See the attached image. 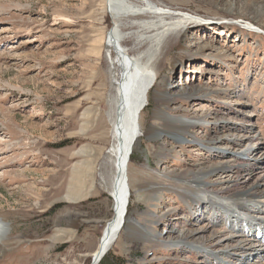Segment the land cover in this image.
<instances>
[{
    "label": "rangeland",
    "instance_id": "374dc122",
    "mask_svg": "<svg viewBox=\"0 0 264 264\" xmlns=\"http://www.w3.org/2000/svg\"><path fill=\"white\" fill-rule=\"evenodd\" d=\"M150 1L202 24L170 34L150 66L126 224L99 264H261L263 243L230 239L239 224L222 206H195V184L264 194V32L243 26L264 30V3ZM147 20L117 19L106 0H0V264H90L113 214L120 73L107 36L119 26L137 58L149 46L133 37L145 34L136 21ZM248 208L264 224L261 204Z\"/></svg>",
    "mask_w": 264,
    "mask_h": 264
},
{
    "label": "bare ground",
    "instance_id": "6f19581e",
    "mask_svg": "<svg viewBox=\"0 0 264 264\" xmlns=\"http://www.w3.org/2000/svg\"><path fill=\"white\" fill-rule=\"evenodd\" d=\"M106 1L108 9L117 19H150L141 22L136 21L138 27L142 29V31H145V34L137 35L138 33H134L133 36L138 42V45L141 46L146 44V46L148 45L149 47L142 56L140 54L137 58L131 57L127 50L121 46L123 36L119 30V26L118 28L117 26H114L113 30L107 36V47L114 51L117 60V70L120 73V79L113 102L115 105L112 123L114 146L112 147L111 157L113 158L112 167L114 168V171L112 173L113 176L111 177L109 190L110 196L113 195V198L111 197L113 201V214L112 218L106 223L97 249L91 255V259L94 260L101 258L105 252H108V250L112 248L118 240L119 233L124 229L126 224L127 210L132 192L128 179L130 158L133 149L142 134L140 119L142 113L147 107L149 92L157 85L156 73L154 74L153 71H151L150 66L153 63V60L159 56L162 50V44L170 34L175 33L180 36L186 27L202 24V22H198L196 20L197 18L189 13L159 7L150 0H134L138 4H135L134 2L131 3V1L129 2L127 0ZM261 3H264V0H262ZM243 26H246L250 30L255 29L257 32H264V30H260L253 22H247L246 24H243ZM208 29H211V27ZM158 90L159 89H157V91ZM160 99V96L156 94L155 100L160 103ZM155 114H158V111ZM188 127L192 128V126L187 125L177 127L179 129L177 134ZM146 136L148 139L154 140L159 138V135L154 137L150 131L147 132ZM176 141L178 142V140ZM248 150L249 148L245 149L241 155H238L243 156ZM234 169L237 170L235 173H244L245 175H253L258 171L257 167L256 169L246 168L245 170H242L241 168L239 169L238 167ZM142 186L151 187L152 189L155 188L150 182ZM195 186L200 188L196 189V193L202 192L198 194L200 195V198L196 200L197 204L195 206H198L200 210L202 206L199 205L200 203H207L212 206H222L227 215L225 219L229 220V218L232 217L233 220H230V224L233 223V225L231 227L233 230L237 227V230L236 233L233 232L234 236H231L230 239L234 238L238 233H243L242 235L245 239H259V241L263 243L262 247L264 248V224H255L256 219H254L253 213H250L252 212L250 211L252 209L248 208L250 205L261 204V209L253 208V212L264 213V194L262 191L260 200L257 198V194L249 192L251 190L240 191L242 194L223 198L221 194L228 191V188L226 187L220 188L219 190L213 189L212 192L207 193L203 186L199 184H195ZM247 204L249 205L247 206ZM195 209H197V207ZM189 210L190 209H188V211ZM201 214L202 211H199V215ZM234 223L239 225L234 228ZM7 229L8 226L0 222V254L3 251L1 241L8 232ZM232 248H234V246H232ZM225 252L228 253V250ZM261 264H264V258Z\"/></svg>",
    "mask_w": 264,
    "mask_h": 264
},
{
    "label": "water",
    "instance_id": "95a60500",
    "mask_svg": "<svg viewBox=\"0 0 264 264\" xmlns=\"http://www.w3.org/2000/svg\"><path fill=\"white\" fill-rule=\"evenodd\" d=\"M111 197L113 198V195H112ZM106 229H107V227H106ZM106 254H107V252H105V253L102 255V257H101V258H98L97 260H96V259H95V260L92 259L91 262H90V264H99L100 261L104 259V257L106 256Z\"/></svg>",
    "mask_w": 264,
    "mask_h": 264
},
{
    "label": "crops",
    "instance_id": "0c3cea01",
    "mask_svg": "<svg viewBox=\"0 0 264 264\" xmlns=\"http://www.w3.org/2000/svg\"><path fill=\"white\" fill-rule=\"evenodd\" d=\"M74 236H75V233H74Z\"/></svg>",
    "mask_w": 264,
    "mask_h": 264
},
{
    "label": "trees",
    "instance_id": "16d2710c",
    "mask_svg": "<svg viewBox=\"0 0 264 264\" xmlns=\"http://www.w3.org/2000/svg\"><path fill=\"white\" fill-rule=\"evenodd\" d=\"M105 261H106V259H105Z\"/></svg>",
    "mask_w": 264,
    "mask_h": 264
}]
</instances>
